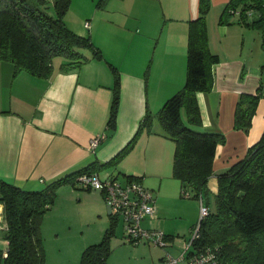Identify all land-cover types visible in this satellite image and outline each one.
I'll use <instances>...</instances> for the list:
<instances>
[{
    "label": "crops",
    "instance_id": "obj_1",
    "mask_svg": "<svg viewBox=\"0 0 264 264\" xmlns=\"http://www.w3.org/2000/svg\"><path fill=\"white\" fill-rule=\"evenodd\" d=\"M79 1L71 0L64 22L74 32L88 35L103 57L82 49L87 60L64 70L62 57L61 63H52L48 77L14 73L12 62L0 61V179L24 189H41L92 162L108 161L132 138L146 112L155 115L185 82L189 20L198 15V0H107L100 8L97 0ZM227 1L210 0L208 46L219 61L212 66V89L196 92L201 117L197 130L225 136L215 149L207 183L211 194L217 192V174L242 158L264 132V98L259 99L247 131L233 126L239 95L254 93L264 81V54L252 46L251 34L258 29L238 22L237 14L227 23L218 22ZM258 42L264 51L261 32ZM108 63L120 75L114 130L107 127L114 83ZM100 134L103 138L91 149L90 139ZM173 150L174 142L162 135L155 116L151 132H142L116 165L101 166L97 173L121 182L129 175L138 176L153 195L155 189L159 194ZM61 188L80 196L88 193L74 191L83 187L69 182L57 190ZM92 193L103 207V193L97 189ZM4 228L0 203L3 248ZM153 249L151 259L156 264L163 255Z\"/></svg>",
    "mask_w": 264,
    "mask_h": 264
},
{
    "label": "trees",
    "instance_id": "obj_2",
    "mask_svg": "<svg viewBox=\"0 0 264 264\" xmlns=\"http://www.w3.org/2000/svg\"><path fill=\"white\" fill-rule=\"evenodd\" d=\"M106 1L98 0L97 7H103ZM70 2L53 0L54 14H51L48 0H0V61L12 62L14 73L26 71L48 77L55 56L65 58L64 70L88 59L82 49H89L94 57H103L88 35L74 32L64 22ZM210 5V0H198V15L189 20L184 85L165 100L155 115L147 111L132 138L108 161L92 162L37 190L0 179L5 223L3 239L6 241L5 247L0 248V264H45L41 223L44 213L55 201L58 186L66 182L77 186L75 178L79 174L116 165L142 132L152 131L155 116L162 135L174 142L172 175L180 181L182 193L199 200L203 197L207 206V213L200 215L193 226V230L197 228V235L191 241L188 254L209 249L214 254L212 264H264V132L242 158L217 174V192L211 194L208 178L213 173L216 146L224 142L225 136L221 132L191 128L182 116L184 112L190 125H200L196 92L212 89V66L219 57L208 46L206 14ZM234 14L238 22L261 32L264 47V0H228L218 22L227 23ZM108 64L114 83L107 127L114 130L120 101V75L113 64ZM260 98H264V81H260L254 93L239 95L234 110L235 128L249 129ZM132 177L138 176H127ZM110 217L102 239L82 251L80 264H112L107 258L117 217ZM164 256L161 264H164Z\"/></svg>",
    "mask_w": 264,
    "mask_h": 264
},
{
    "label": "rangeland",
    "instance_id": "obj_3",
    "mask_svg": "<svg viewBox=\"0 0 264 264\" xmlns=\"http://www.w3.org/2000/svg\"><path fill=\"white\" fill-rule=\"evenodd\" d=\"M81 3L82 1H79V4ZM47 5L50 13L54 14L53 0H48ZM87 5L88 2H86ZM85 22L86 24L89 23L88 20ZM259 34L260 31H253L251 40L252 46L257 47L255 51L262 55L264 51H260ZM62 59V56H55L53 58L54 65L61 63ZM182 114L183 120L188 126L191 128L196 127L187 122L184 112ZM162 185L161 193L158 194V190H154L155 203L159 208V212L155 214L151 226L167 234L165 245L148 244L147 242L135 244L127 241L124 236L123 220L117 218L110 238L111 250L107 258L109 263L153 264L155 262L152 261L151 256L156 253L153 248L160 249L162 255L167 254L175 258L180 256L184 242L189 241L193 226L199 220L200 200L182 193L180 181L172 176V155L168 175L163 178ZM83 188L74 189L77 192H88L82 196L75 192L72 194L69 189L56 190L54 203L44 213L41 223V235L45 250V264H80L84 248L92 243L99 242L109 226L111 217L108 214L105 202L104 206L101 207L92 193L94 189L87 190L85 187ZM164 218L166 225L162 226L161 222L162 220L165 222ZM148 221L145 220L143 224L150 226L148 224L150 221ZM153 221L155 224H153ZM0 248H3L1 231ZM161 260L156 264H161ZM180 264H183V262Z\"/></svg>",
    "mask_w": 264,
    "mask_h": 264
},
{
    "label": "built area",
    "instance_id": "obj_4",
    "mask_svg": "<svg viewBox=\"0 0 264 264\" xmlns=\"http://www.w3.org/2000/svg\"><path fill=\"white\" fill-rule=\"evenodd\" d=\"M88 26V23L86 24ZM103 135H96L90 139L89 147L94 149ZM77 186L97 189L103 193L108 214L123 220L124 236L131 243L147 242L165 245L166 235L160 229L144 225L145 220H151L156 214V203L153 192L146 187L139 177L119 181L116 177L102 178L97 172L82 173L75 178ZM186 195H188L186 193ZM207 213V206L203 197L200 198V215ZM197 235V228L193 230L189 241H185L183 251L175 258L165 255L164 264H212L214 254L205 249L199 253L189 255L188 249L192 239Z\"/></svg>",
    "mask_w": 264,
    "mask_h": 264
}]
</instances>
